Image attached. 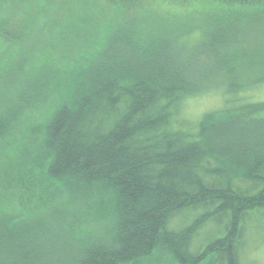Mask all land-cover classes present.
<instances>
[{
  "label": "trees",
  "instance_id": "1",
  "mask_svg": "<svg viewBox=\"0 0 264 264\" xmlns=\"http://www.w3.org/2000/svg\"><path fill=\"white\" fill-rule=\"evenodd\" d=\"M54 1L43 40L0 38V264H241L264 220V100L245 98L264 0Z\"/></svg>",
  "mask_w": 264,
  "mask_h": 264
},
{
  "label": "rangeland",
  "instance_id": "2",
  "mask_svg": "<svg viewBox=\"0 0 264 264\" xmlns=\"http://www.w3.org/2000/svg\"><path fill=\"white\" fill-rule=\"evenodd\" d=\"M50 1L51 0H0V30L3 33L5 31V35L2 33V37L0 38L9 42L26 38L32 40L31 44L36 40H43L45 36V33L42 31V29L45 28L43 26V18H45L43 15ZM58 1L59 0L54 1L55 8L58 5ZM147 5L155 13L161 14H169L177 11H182L177 12L178 14H185V12L193 14L192 12L197 11H189L218 6L217 2L208 0H149ZM36 29H39V31H35ZM7 36H10L11 39ZM97 40L99 39L97 38L94 40L93 44H95ZM2 46L3 43L0 42V49ZM60 66L67 76L69 75L72 77L73 74L75 77L80 73L78 70H74V67L70 68L66 66V64H60ZM245 98L263 101L264 83L258 88L246 92ZM222 102V96L217 92L207 93L199 98H190L183 103V114L186 118L183 116L185 120H182V122L185 121L184 123H188L191 128H194L205 112L220 107ZM256 225H259V227H256ZM250 228V232L246 239V247L241 255V264H264V220L263 223L253 224ZM207 232L204 231L201 236L197 237L196 244L199 240L206 237Z\"/></svg>",
  "mask_w": 264,
  "mask_h": 264
}]
</instances>
